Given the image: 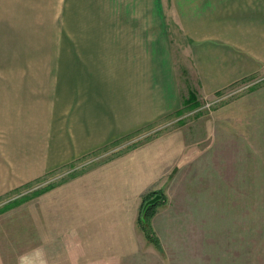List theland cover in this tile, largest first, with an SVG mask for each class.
<instances>
[{"label":"crops","instance_id":"1","mask_svg":"<svg viewBox=\"0 0 264 264\" xmlns=\"http://www.w3.org/2000/svg\"><path fill=\"white\" fill-rule=\"evenodd\" d=\"M53 23L67 32L55 36ZM172 28L187 83L205 95L264 69V0H0V207L38 179L91 164L0 212V264L229 263L212 227L198 245L195 198L158 206L161 246L138 222L143 195L172 178L162 153L171 133L106 155L182 110ZM175 138L190 150L185 134ZM96 154L102 161H90Z\"/></svg>","mask_w":264,"mask_h":264},{"label":"rangeland","instance_id":"2","mask_svg":"<svg viewBox=\"0 0 264 264\" xmlns=\"http://www.w3.org/2000/svg\"><path fill=\"white\" fill-rule=\"evenodd\" d=\"M60 3L61 0H55V9L60 7ZM62 24L53 23L55 36L67 32V27L63 28ZM171 33L180 80L185 91L182 110L167 117L166 122L155 126L147 136L139 137L141 139L129 138L120 145L117 142L110 145L106 155L126 150L128 145L151 141L159 132L171 133L166 136L167 145L162 153L166 155L165 149L170 153V156L166 155L167 161L164 164L166 172L175 163L172 178L163 189L145 194L149 197L147 201L157 194L162 195L155 205L151 204L148 222L141 219V211H145L142 208L143 202L138 217L147 236L161 246L156 230L151 225L156 209L168 202L169 198L178 202L185 201V197H192L196 200V208L191 212L198 218L188 219V222L201 233L197 236L198 245L201 239L205 242L209 238L200 229L212 227L215 234L212 236L213 241L231 247L228 264H234L237 260L241 264H264V69L256 76L244 77L227 89L205 95L198 87L187 83L185 76L190 68V60L177 32L172 28ZM54 47L55 51L58 50L59 44L55 43ZM181 133L185 134L190 145V150L187 148L182 153L175 138ZM149 150L154 156V152ZM178 154L182 160L176 159ZM90 156V161H102L99 156L93 160L94 155ZM156 157L157 165L162 167L164 159L159 155ZM85 158L81 163L69 165L70 170L57 171L44 179H38L31 186L22 187L7 198L11 200L15 195L18 198L47 185L61 183L62 179L66 180L72 173L91 166L83 164ZM167 178L164 177L159 183L166 182ZM67 196L69 192L59 197ZM179 206L188 208L184 203ZM209 211L214 212L212 220L205 214ZM58 226H61L60 223ZM243 243L245 250L241 247Z\"/></svg>","mask_w":264,"mask_h":264},{"label":"trees","instance_id":"3","mask_svg":"<svg viewBox=\"0 0 264 264\" xmlns=\"http://www.w3.org/2000/svg\"><path fill=\"white\" fill-rule=\"evenodd\" d=\"M117 142H119V141H117ZM62 181H64V179H62ZM62 181H61V182H62ZM56 185H57V183L50 184V185L45 186L44 188L37 189V190H35V191L31 192V193H26V194H24V195H22V196H20V197H18V198H15V199H13V200L7 202V203H6L5 205H3L2 207H0V212H3V211H5V210H8V209H10L11 207H13V206H15V205H17V204H20V203H22L23 201L27 200L30 196L39 195V194L43 193L44 191H47V190L53 188V187L56 186ZM154 193H155V192H154ZM148 198H149V197H147V196L144 195V201H143V207H142V208H144L145 203H146V201H147ZM157 202H158V201H157ZM157 202H156V203H157ZM156 203H154V204H152V205H155ZM152 205L150 204V205L147 207V209H145L144 213L141 211V219H142L143 221L145 220V222H146V221L148 222V218L150 217V211H149V209L151 208ZM142 210H143V209H142Z\"/></svg>","mask_w":264,"mask_h":264},{"label":"water","instance_id":"4","mask_svg":"<svg viewBox=\"0 0 264 264\" xmlns=\"http://www.w3.org/2000/svg\"><path fill=\"white\" fill-rule=\"evenodd\" d=\"M162 195L161 194H157L155 197L151 198L150 200H148L145 204L144 210L146 209L147 206H149L152 203H156L159 199H161Z\"/></svg>","mask_w":264,"mask_h":264}]
</instances>
